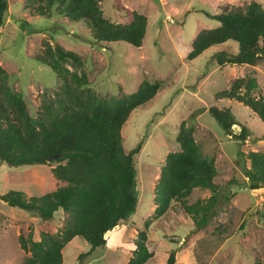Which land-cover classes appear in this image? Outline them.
<instances>
[{
    "label": "rangeland",
    "instance_id": "1",
    "mask_svg": "<svg viewBox=\"0 0 264 264\" xmlns=\"http://www.w3.org/2000/svg\"><path fill=\"white\" fill-rule=\"evenodd\" d=\"M6 1L0 28V67L31 116L41 109L45 94L54 97L53 92L60 90L55 72L36 59L45 43L59 44L80 55L89 88L99 96L130 94L143 80L161 86L153 98L130 113L121 129L126 151L140 146L133 156L138 194L135 212L107 234L103 247L91 250L83 239L74 237L62 250V264H127L138 231L144 229V221L157 206L154 195L161 167L167 153L178 150L175 138L182 122L192 128L199 151L214 156L213 180L218 186L215 193L208 187L193 188L187 204L198 209L216 194L215 205L208 222L197 227L195 220L202 213L198 210L195 218L173 201L147 228L146 244L152 256L145 264H166L172 250L175 264H264V185L251 187L245 173L250 165L248 154H264V123L242 103L216 99L218 92L231 89L234 79L252 70L260 84L257 95L264 96V60L253 65L216 66L213 53L237 51L231 41L211 46L192 60L187 58L196 33L219 25L214 15L244 8L252 1L264 9V0H121L126 8L147 18L139 47L123 41L97 43L83 22L57 14L55 6L49 15H39L35 12L38 0ZM102 10L112 22L123 19V14L113 9L112 0H104ZM212 106L230 108L236 122L233 133L244 128V140L224 132L208 113ZM62 184L48 164H0V194L20 190L40 196ZM27 213L0 201V264H22L30 254L20 246L19 234L27 236L31 231L33 238L39 230L55 234L62 223L61 212L48 221H36Z\"/></svg>",
    "mask_w": 264,
    "mask_h": 264
},
{
    "label": "trees",
    "instance_id": "2",
    "mask_svg": "<svg viewBox=\"0 0 264 264\" xmlns=\"http://www.w3.org/2000/svg\"><path fill=\"white\" fill-rule=\"evenodd\" d=\"M103 1L38 0L35 12L49 15L55 6L57 14L83 22L97 43L123 41L131 46H141L146 16L126 8L121 0H112L113 9L123 14L120 22H112L102 10ZM7 8V1L0 0V28ZM213 18L219 25L196 33L187 54L188 60L211 46L229 41L236 43L237 51L213 53L216 66L253 65L264 60V9L258 2L252 1L244 8H234ZM36 59L55 72L60 80V90L53 92L54 97L45 94L47 98L33 117L22 96L8 86L7 74L0 67V164H48L54 178L63 184L40 196L8 190L0 194V201L41 221L52 220L54 213L62 210V223L55 234L39 230L38 240L33 239L31 231L27 236L19 234L20 246L30 253L22 264H62V250L74 237L83 239L91 250L103 247L107 234L115 226L126 223L135 212L138 194L133 156L140 146L137 144L126 151L121 129L130 113L153 98L161 86L159 82L143 80L130 94L102 97L89 88V79L81 69L83 60L77 53L59 44L45 43L43 53ZM260 91L252 70L234 79L231 89L218 92L216 99H234L247 106L264 123V96L257 95ZM208 113L227 135L245 139L244 128L238 134L233 133L232 126L236 122L230 108L212 106ZM175 140L178 150L167 153L155 188L157 206L151 217L144 221V229L138 231L135 249L127 264H145L152 256L146 244L147 228L173 201L179 202L192 216L198 210L202 213L195 220L197 227L208 222L207 217L215 205L216 194H211L206 204L198 209L187 204V196L195 187H208L215 193L218 186L213 180L216 174L214 156L199 151L192 128L184 122L178 127ZM247 157L250 165L245 173L250 186L262 187L264 154L250 152ZM175 262L172 250L166 264Z\"/></svg>",
    "mask_w": 264,
    "mask_h": 264
},
{
    "label": "crops",
    "instance_id": "3",
    "mask_svg": "<svg viewBox=\"0 0 264 264\" xmlns=\"http://www.w3.org/2000/svg\"><path fill=\"white\" fill-rule=\"evenodd\" d=\"M54 177V176H53ZM57 180V179H56ZM58 181V180H57ZM60 182V181H59ZM23 192H25L26 193V195L27 196H33V195H30V193H28V192H26V191H23ZM1 203H3L4 205H5V203L3 202V201H1ZM56 212H61V213H63L62 212V210L61 209H58ZM55 212V213H56ZM22 213V212H21ZM55 213H54V217H56L55 216ZM27 214H30V213H27ZM33 216V218H35L36 219V221H41L38 217H36V216H34V215H32ZM59 217H61V219L63 218V215H60ZM34 240H38L39 239V232L36 234V236L33 238Z\"/></svg>",
    "mask_w": 264,
    "mask_h": 264
}]
</instances>
